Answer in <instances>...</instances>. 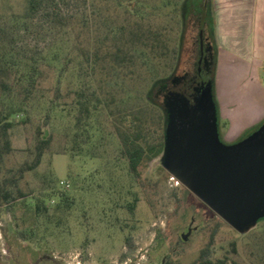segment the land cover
<instances>
[{
	"label": "rangeland",
	"instance_id": "1",
	"mask_svg": "<svg viewBox=\"0 0 264 264\" xmlns=\"http://www.w3.org/2000/svg\"><path fill=\"white\" fill-rule=\"evenodd\" d=\"M24 9V0H0V20L10 26ZM212 11L213 0H66L59 7L65 18L55 28L32 23L22 40L14 35L28 57L54 53V68L61 69V77L56 106L30 100L9 117L13 151L5 157L4 170L13 172L32 159L28 149L33 148L37 127L51 136V144L40 164L12 187L16 199L0 209V264L188 263L209 242L212 260L264 264V222L237 232L161 166V154L142 166L135 179L116 136L106 127L91 132L81 149H71L75 124L66 103L76 86L79 48L91 52L95 45L112 43L125 18L160 30L168 46L160 66L149 65L151 77L131 85L140 94L136 102L162 105L158 83L172 74L186 73L190 82L203 35L213 55L205 58L202 77L213 76L214 98L218 95L224 105H233L235 119L259 117L264 108V64L258 67L242 46V52L235 51L228 40H218ZM44 13L34 22L42 21ZM217 47L226 50L218 67ZM44 86L52 96V82ZM11 103L5 100L3 108ZM262 123L264 117L235 142ZM219 135L224 144L235 143ZM134 196L137 201L130 209Z\"/></svg>",
	"mask_w": 264,
	"mask_h": 264
},
{
	"label": "trees",
	"instance_id": "2",
	"mask_svg": "<svg viewBox=\"0 0 264 264\" xmlns=\"http://www.w3.org/2000/svg\"><path fill=\"white\" fill-rule=\"evenodd\" d=\"M65 1L24 0L23 14L11 20L10 26L0 20V209L16 199L12 187L25 172L40 164L51 144V136L37 127L33 148L28 149L32 159L22 162L13 172L11 169L4 170L5 157L13 151L8 133L12 126L9 117L22 111L25 102L30 100L56 106L61 77V69L54 68V53L48 54L47 51L42 56L28 57L23 47L14 41V35H18L17 40H22L30 32L32 23L55 28V23L65 18L59 12L60 5ZM43 13L46 18L35 23L33 18ZM122 26L112 43L95 45L91 52L84 47L79 48L76 86L69 92L73 95L66 105H69L68 113L73 115L75 124L71 149H81L80 145L87 144L92 137L91 132L104 131L106 127L119 142L120 154L126 160L129 175L139 179L141 167L162 153L165 114L160 106L148 100L136 102L140 94L131 85L137 86L139 81L151 77L152 72H147L149 65L160 66L158 64L165 60L168 46L160 30L152 29L139 20L125 18ZM146 66L147 69H144ZM211 79L214 85L212 75ZM50 82L54 87L52 96L48 95L50 91L44 86V83ZM153 88L149 89L148 96ZM5 100L12 102L6 110L3 108ZM38 201L36 209L39 208ZM136 201L134 196L128 204L130 209H134ZM259 221L264 222V218ZM18 233L24 232L21 230ZM209 243L200 250L196 259L188 263L162 264H224L222 260L209 257Z\"/></svg>",
	"mask_w": 264,
	"mask_h": 264
},
{
	"label": "water",
	"instance_id": "3",
	"mask_svg": "<svg viewBox=\"0 0 264 264\" xmlns=\"http://www.w3.org/2000/svg\"><path fill=\"white\" fill-rule=\"evenodd\" d=\"M161 166L239 233L264 218V123L233 144L219 135L213 82L190 101L170 93Z\"/></svg>",
	"mask_w": 264,
	"mask_h": 264
},
{
	"label": "crops",
	"instance_id": "4",
	"mask_svg": "<svg viewBox=\"0 0 264 264\" xmlns=\"http://www.w3.org/2000/svg\"><path fill=\"white\" fill-rule=\"evenodd\" d=\"M210 20L214 21V32L218 40H228L230 47L235 51L242 52L240 49L242 46L258 67L264 64V0H213ZM225 51L217 47V67ZM215 101L218 128L219 126L221 128L219 133L223 139L231 142H235L245 132L254 128L264 117L263 108L259 117L235 119L230 113L233 105H224L222 97L218 95ZM232 133H234L233 137H231Z\"/></svg>",
	"mask_w": 264,
	"mask_h": 264
},
{
	"label": "flooded vegetation",
	"instance_id": "5",
	"mask_svg": "<svg viewBox=\"0 0 264 264\" xmlns=\"http://www.w3.org/2000/svg\"><path fill=\"white\" fill-rule=\"evenodd\" d=\"M211 49L212 48H209V46L203 42V35H202V40L199 41V49H198L199 53H198V58L196 60V67H195V73L193 79L190 82H187L186 73H184L183 76L181 77H175L172 74L169 78L164 79L160 83H158V86H161L160 96L162 97L163 100V104L160 105V107L164 111L165 118H166V111H165L164 103L166 101L167 96L170 93H177L183 97H187L190 101H192L193 97L197 95V92L202 87L204 82L211 79V76L206 77L204 79L202 77V71L205 67V58L213 55L212 54L213 49L212 52Z\"/></svg>",
	"mask_w": 264,
	"mask_h": 264
}]
</instances>
